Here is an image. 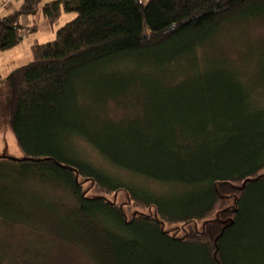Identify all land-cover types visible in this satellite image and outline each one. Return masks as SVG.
<instances>
[{
	"label": "trees",
	"instance_id": "obj_1",
	"mask_svg": "<svg viewBox=\"0 0 264 264\" xmlns=\"http://www.w3.org/2000/svg\"><path fill=\"white\" fill-rule=\"evenodd\" d=\"M38 11L49 27L75 18L8 78L24 159L0 157L3 226L46 218L98 264H256L264 60L243 83L219 40L236 22L257 40L264 0H22L0 18V52L37 31L17 23ZM120 191L138 210L130 219L109 199Z\"/></svg>",
	"mask_w": 264,
	"mask_h": 264
},
{
	"label": "rangeland",
	"instance_id": "obj_2",
	"mask_svg": "<svg viewBox=\"0 0 264 264\" xmlns=\"http://www.w3.org/2000/svg\"><path fill=\"white\" fill-rule=\"evenodd\" d=\"M4 0H0V4ZM45 1V0H44ZM47 1V0H46ZM11 11L3 10L0 12V17L9 15ZM74 14H62L58 24L54 27H49L41 17L37 18L36 14L27 16L26 18L32 20L37 19V33L31 37H23L22 42L16 49L0 52V118L2 119V126L0 129V157H6L16 160L24 159V155L20 151L15 141L12 131L7 125V110L9 103L8 96V78L10 74L22 65H26L31 61L30 45L33 39H37L39 43L50 42L54 39L56 29L73 18ZM262 21L253 22L254 28L258 26ZM247 23V22H246ZM30 23L29 25H33ZM246 27V24L242 22H236L231 26L226 34L219 40L222 43L223 48L229 49L235 53V55H229L234 61V64L241 66V69L245 76L242 77L243 83L253 84L258 81L256 76L259 72V61L264 60V32L259 36V33L264 31V25L260 26L254 36L257 40L247 42L243 39L244 34L250 31L244 30V28L238 25ZM23 18L17 23V27L21 28L22 33L25 34ZM216 50V48H213ZM211 49V50H212ZM251 54L252 56H250ZM199 55L203 57L202 51L199 50ZM211 54H209L210 56ZM216 57V56H214ZM213 57V59H215ZM254 60L253 65L250 68H245V63L248 60ZM205 66L208 63L205 60ZM184 76L176 78L177 82H188ZM214 82V81H213ZM88 149L85 148V151ZM88 156L98 164L101 159L94 153L87 151ZM151 187L155 185L151 184ZM88 186H84L87 189ZM92 195V193H89ZM110 200L117 201L125 213H127V219L132 218L133 214L138 212L133 207L132 201L128 198L125 192L120 191L116 196L109 197ZM3 206L0 204V210ZM33 211V210H32ZM46 219V218H45ZM43 219L40 223L27 219L30 225L16 224L12 227H4L0 218V264H98L92 258V251L86 249L81 244H76L69 247V243L65 240L66 232L64 229H51L46 225L47 221ZM37 230V231H35ZM167 231L173 234L174 230L171 227L167 228ZM257 244L258 248V261L256 264H263L260 261L261 254L264 253V237L257 232Z\"/></svg>",
	"mask_w": 264,
	"mask_h": 264
},
{
	"label": "crops",
	"instance_id": "obj_3",
	"mask_svg": "<svg viewBox=\"0 0 264 264\" xmlns=\"http://www.w3.org/2000/svg\"><path fill=\"white\" fill-rule=\"evenodd\" d=\"M51 1H55V0H45L44 2L46 3V2H51ZM22 2V0H11V1H9L8 3H6V0H4L1 4H0V12H2L3 10H6V11H11V10H13V11H15L17 8H18V6H19V4ZM12 11V12H13ZM11 12V13H12ZM36 15H37V18H39V17H41V19L43 20V17H42V14H41V11H38L37 13H36ZM8 16V15H7ZM4 17H6V16H4ZM62 17V16H61ZM0 18H2V17H0ZM23 18V22H24V27H26V26H29V24L30 23H34V24H36V21H37V19H35V20H30V19H28V18H26V17H22ZM21 18V19H22ZM75 18V15L73 16V18L71 19V20H73ZM20 19V20H21ZM61 19V18H60ZM70 20V21H71ZM44 21V20H43ZM69 22V21H68ZM68 22H66V23H68ZM65 23V24H66ZM33 24V25H34ZM37 25V24H36ZM64 25V24H63ZM30 26H32V25H30ZM62 26V25H61ZM60 26V27H61ZM59 28V27H58ZM57 28V29H58ZM57 29H56V31H57ZM36 30H37V28H36ZM37 33V31L35 32V33H33V34H26L25 35V37L27 36V37H31V36H33V35H35ZM55 38V37H54ZM34 42H38L37 41V39H33V41H32V43H29V44H27V46H29L30 45V52H31V46H32V44L34 43ZM39 43V42H38ZM46 43V42H45ZM17 48V47H16ZM16 48H14V49H16ZM13 50V49H12ZM31 58H32V53H31ZM32 60V59H31ZM23 66V65H22Z\"/></svg>",
	"mask_w": 264,
	"mask_h": 264
},
{
	"label": "built area",
	"instance_id": "obj_4",
	"mask_svg": "<svg viewBox=\"0 0 264 264\" xmlns=\"http://www.w3.org/2000/svg\"><path fill=\"white\" fill-rule=\"evenodd\" d=\"M9 1H11V0H6V3H8Z\"/></svg>",
	"mask_w": 264,
	"mask_h": 264
},
{
	"label": "water",
	"instance_id": "obj_5",
	"mask_svg": "<svg viewBox=\"0 0 264 264\" xmlns=\"http://www.w3.org/2000/svg\"><path fill=\"white\" fill-rule=\"evenodd\" d=\"M11 159V158H10Z\"/></svg>",
	"mask_w": 264,
	"mask_h": 264
}]
</instances>
